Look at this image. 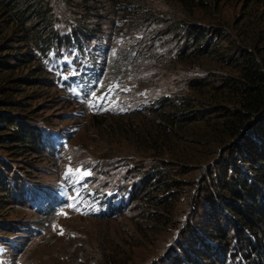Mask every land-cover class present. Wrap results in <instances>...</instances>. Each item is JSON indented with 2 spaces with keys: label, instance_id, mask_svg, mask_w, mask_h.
Here are the masks:
<instances>
[{
  "label": "trees",
  "instance_id": "trees-1",
  "mask_svg": "<svg viewBox=\"0 0 264 264\" xmlns=\"http://www.w3.org/2000/svg\"><path fill=\"white\" fill-rule=\"evenodd\" d=\"M79 1L69 2L75 14L65 35L56 27L49 0H0L6 13L0 24V215L13 207L18 193L27 194L22 178L36 181L34 169L15 167L18 155L55 153L39 126L42 120L32 117L35 108L29 110V104L21 102L28 97L24 88L57 89L41 59L77 48L76 56H83L90 66H101L91 43L110 12L118 16L123 6L138 36L161 35L169 48L177 46L173 61L197 67L198 75L184 83L187 92L152 98L139 115L148 119L143 126L122 124L113 134L121 140L125 135L141 160L132 157L128 170L133 187L116 191L109 199L97 198L91 214L113 220L131 207L140 216L145 211L151 221L142 234L148 243H159L163 233L172 239L178 235L183 242L166 254L169 259L163 261L164 245L152 264H264V0H170L173 9L186 11L187 21L159 16L144 1ZM236 3L242 10L229 29L236 67L228 78L210 79L207 64L227 39L222 40V28L190 23V14L199 10L204 20L227 23L223 8ZM108 4H114L113 10ZM141 48L134 49L135 75L154 82L158 66L152 54L148 57L150 50ZM146 58L151 64L143 71L140 63ZM93 74L75 76L84 84L81 97L98 88L100 75ZM125 74L132 76V71ZM204 165L208 167L201 171ZM42 192L45 215H50L60 202L52 187L43 186ZM6 234L9 231L0 229V237ZM107 263L132 264V259L117 247L102 262Z\"/></svg>",
  "mask_w": 264,
  "mask_h": 264
},
{
  "label": "rangeland",
  "instance_id": "rangeland-1",
  "mask_svg": "<svg viewBox=\"0 0 264 264\" xmlns=\"http://www.w3.org/2000/svg\"><path fill=\"white\" fill-rule=\"evenodd\" d=\"M49 1L54 8L56 27L65 35L69 34L70 21L75 14L70 10L71 0ZM142 1L159 16L167 14L177 20L187 21L186 11L173 9L170 0H137ZM113 5L108 4V8L113 10ZM203 7L207 8L205 5ZM120 8L118 16L110 12L99 37L91 43V46L95 44L101 66L88 65L83 56H76L77 48L52 52L49 58H42L41 63L47 75L57 84V89L46 91L40 87L24 88L28 97L21 99V102L29 104L26 105L29 110L35 108L32 117L42 120L39 126L53 142L55 153L52 156V153L43 150L38 155L27 152L18 155L20 159L15 167L24 168L22 171L27 172L34 169L37 175L35 183L22 178L25 181L23 190L27 194L24 196L22 192L18 193L13 207H8L0 215V223L5 222L0 229L9 231L6 237H0V264H102L117 247L127 251L132 264H152L164 245L166 253L163 254V261L169 259L167 253L172 254V250L183 242L178 235L172 239L165 233L159 235V243L150 244L145 241L142 234L147 233V225L151 224L145 211L140 216L138 209L136 212L130 207L113 220L91 214L92 204L97 198L109 199L116 191L133 187L134 180L128 170L132 167L133 158L136 159L134 161L141 160L134 154L136 150L125 135L122 134L124 139L121 140L113 138V134L123 127L122 124L143 126L148 119L139 115L152 98L160 94L179 95L187 90L184 83L198 75L197 67L173 61L177 53L175 44V48H169L164 44V38L156 33L142 32L138 36L137 30L135 32L131 29L123 6ZM230 9L223 8L227 23L204 20L205 15L199 10H193L190 14V23L222 28L225 36L222 40L227 39L222 42V47L215 48L214 61L205 67L211 72L208 77L210 79L228 78L236 67L234 61L237 51L229 42V29L236 24L242 7L236 3ZM5 14L0 4V24ZM141 47L151 51L147 55L149 57L152 54L158 66L154 82L137 79L135 75L137 58L134 49L142 51ZM143 60L140 66L146 71L151 63L148 58ZM199 69L205 70L201 67ZM127 70L132 71V76L125 74ZM82 72L92 77L93 73L100 75L98 88L94 91L97 97L106 93L109 87L119 84L120 88L105 104L107 106L115 101L118 107L98 110L86 103V100H92L93 97L91 94L88 97L79 95L84 84L77 83L75 76ZM123 88L131 90L123 91ZM188 92L191 93L190 90ZM223 107L226 108V105ZM121 108L124 110L121 111ZM69 167L82 168L91 174L83 178L69 176ZM206 167L208 165L201 167V171ZM128 174L133 182L129 181ZM43 186L52 187L54 196L60 202L50 215H45ZM73 197L76 199L73 200ZM73 203L75 208L69 207ZM61 230L63 235L60 234ZM150 236L154 238L153 233ZM120 256L123 257L122 254Z\"/></svg>",
  "mask_w": 264,
  "mask_h": 264
},
{
  "label": "snow or ice",
  "instance_id": "snow-or-ice-1",
  "mask_svg": "<svg viewBox=\"0 0 264 264\" xmlns=\"http://www.w3.org/2000/svg\"><path fill=\"white\" fill-rule=\"evenodd\" d=\"M129 79H131V77H129ZM119 88H120V85L115 84L112 87H109L107 92L102 94L99 97H97L95 92H93L91 94L93 99L92 100H86L85 102L91 104L93 107H96L98 110H109L110 108L118 107V104H116L115 101H112V103L108 104L107 106H105V104L107 101L110 100L111 95L116 92V89H119ZM122 90L123 91H130L131 89L123 88ZM120 110L123 111L124 109L121 108ZM67 174L69 176L77 175L78 177L83 178L84 176L90 175L91 173L84 171L82 168L73 169V168L69 167L67 170ZM72 199L75 200L76 197H73ZM69 207L75 208V204L73 203V204L69 205ZM77 210H79V209H77ZM60 234L63 235V230H61Z\"/></svg>",
  "mask_w": 264,
  "mask_h": 264
}]
</instances>
